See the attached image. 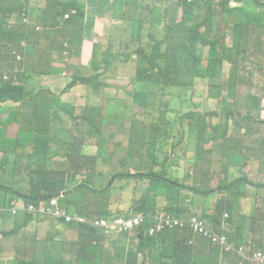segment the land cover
I'll use <instances>...</instances> for the list:
<instances>
[{
  "label": "trees",
  "instance_id": "obj_1",
  "mask_svg": "<svg viewBox=\"0 0 264 264\" xmlns=\"http://www.w3.org/2000/svg\"><path fill=\"white\" fill-rule=\"evenodd\" d=\"M243 1L247 0H62L64 9H58L55 17L63 16L64 11L70 10L75 13L77 22L67 29L63 22L56 20L51 25H41L33 34L46 37L53 29L67 30L65 37L70 41L66 44L65 59H77L80 65L74 79L60 95L69 94L72 88L75 92L71 99L35 110L38 117L28 125L37 132L34 138L41 136L44 143L43 147L32 153H29V142L19 124L0 127V165L11 164L17 171L18 164L27 157V167L32 168L28 172L29 178L22 180L30 183L29 192L16 189L13 181L0 184L2 203H10L15 196L22 197L27 203H37L63 193L60 203L65 204L69 211L92 216V208L99 207V216L108 217L119 214L107 213L100 206L101 200L96 197L103 193L111 194L115 178L149 180L156 187L155 201L149 204L145 196L136 212H160L156 199V196H160L166 203L163 211L185 219L192 216L207 219L218 232L227 235L235 247L224 251L206 237L197 238L189 229H167L150 235L148 225H144L132 233H113L114 238L110 239L106 235L107 229L70 225L79 234L75 244L59 246L43 238L41 233L30 252L23 243L24 235H20L8 252L1 248V264H55L65 254L75 259L65 260V264H148L145 253L140 255L139 252L145 246H149L148 251L152 252L159 242L162 243L159 252L161 264H237L241 258L238 251L243 245L264 249V212L255 205L248 212L242 208V201L251 198L247 185L264 194V141L261 137H254L262 136L260 127L264 125L260 101L264 97V1L251 0L254 11L245 6L232 5L233 2ZM7 5H12L10 10L4 8ZM23 7L26 8L25 13ZM0 13V46L9 60L11 45L26 40L31 15L27 0H0ZM5 13L14 15L17 21L15 26H7L9 22ZM48 13L47 8L40 15ZM157 27L160 29L154 31ZM218 29H225L228 33L222 36L216 32ZM43 31L46 34L41 35ZM103 38L111 39V45L105 50L100 44ZM87 41L92 43V52L87 53V63H84L81 57ZM131 61L134 73L128 77L127 63ZM226 65H229L228 74L225 72ZM84 69L87 76L81 79ZM45 73H52L45 65L32 68L26 83L34 84L37 77ZM255 75L260 77L253 82ZM206 77L208 81L203 82ZM113 80L120 83H112ZM13 84L14 78L4 81L1 93L15 91ZM132 84L135 86L133 91ZM164 87L171 88L183 100H194L196 106V109L181 110L178 116L180 125L174 135L155 132L150 134L148 141H135L130 136V142L137 146L130 147L129 155L120 160L122 169L115 171V178L106 187L86 186L79 203L77 191L82 184L79 185L77 173L69 174L73 179L65 174L52 180L44 179L55 172L46 169L45 164L51 167L67 154L73 159L69 160L71 163L79 161L78 173L92 164L87 178L92 176L91 170L96 169L100 160L106 163L112 158L109 141L115 135L109 138L101 135L102 132H110V127H113L109 123L102 124L106 123L104 117L113 112L111 108L118 104L121 97L127 96L143 104L150 92L153 91L156 96L157 91ZM203 87L209 90L204 92ZM23 89V86L19 87V90ZM238 97L251 114L245 117L250 123L244 127L237 125L240 137L231 145L229 141L232 142V138L228 140L230 130L237 113L241 111L236 103L230 104L229 99ZM26 99L23 91L8 94L0 100V113L5 114L6 101L15 100L21 104ZM102 99L106 101L105 105ZM208 104L211 109H199ZM151 108L153 112L168 111L167 105L162 102L151 103ZM221 116L222 121H215ZM7 117H10L9 112ZM85 124L90 125L87 130L82 129ZM113 128V132H117ZM171 136H174L173 139ZM88 139L96 140L97 153L87 151ZM164 139L167 143L172 142L171 149H165ZM189 141H192L195 151L190 162L193 166L203 162V174L207 175V180L216 182L211 190L221 192L211 206L215 193L193 185H181L179 179L168 175L169 167L173 165L172 159L177 155L175 150L179 147L180 152L182 145L186 148ZM158 144L161 150L157 149ZM135 153L140 156L139 160L134 157ZM145 153L146 160L142 158ZM78 155H82L83 160ZM215 159L227 162L212 169ZM255 163L260 165L261 173ZM132 167L135 172L130 170ZM97 176L101 178L103 174L98 172ZM187 191L204 198L203 202L198 203L201 205L191 207L184 202L183 198L189 196ZM7 196H10V200ZM43 203L46 207L51 206L50 202ZM198 211H201L200 215ZM256 212L261 216L258 217ZM225 213L229 214L228 218ZM92 231L97 236V242L87 237L88 232ZM133 233L140 240L137 249L130 247V235ZM249 235L252 239L250 243ZM113 245L116 250L110 248ZM7 254L18 258H7Z\"/></svg>",
  "mask_w": 264,
  "mask_h": 264
},
{
  "label": "rangeland",
  "instance_id": "obj_2",
  "mask_svg": "<svg viewBox=\"0 0 264 264\" xmlns=\"http://www.w3.org/2000/svg\"><path fill=\"white\" fill-rule=\"evenodd\" d=\"M71 2H76L77 0H70ZM264 1V0H263ZM232 5H238V6H245L247 9L254 11L255 6L252 4L251 0L243 1L240 3L233 2ZM102 13V11H100ZM181 15V12L180 14ZM84 17H87V15H84ZM151 22H149V27H151ZM152 28V27H151ZM160 29L159 27L155 28L154 31ZM67 32V30H66ZM49 33V32H48ZM47 33V34H48ZM46 34L44 31L41 33V35ZM163 35V32L161 33ZM41 37V40H44L45 36H38ZM35 40V36L33 38V41ZM39 41V42H40ZM115 51H118V49H115ZM89 52V51H88ZM23 53V52H22ZM135 58H133L132 61H134ZM129 62L127 63V73L128 77L133 76L134 69H133V63ZM132 63V64H131ZM225 72L228 74L229 72V65H226ZM247 75V74H246ZM87 76V71L84 69L81 72V79L85 78ZM260 75H255L253 78V82H255ZM73 79L68 78L65 82L58 81L56 79L53 80V84L58 88V90L63 89L67 86L68 83H70ZM112 83H120V81H115ZM208 78H204L203 82H207ZM125 83V82H124ZM133 85V84H132ZM246 87V85L243 87V89ZM135 89V86L133 85L132 91ZM209 90L208 87H203L202 91ZM75 89H71L70 93H74ZM173 92L171 88L164 87L162 89H159L156 93V96L154 95L153 91L149 93V95L146 97L148 100L145 101L143 104L136 103L132 97H121L118 104L112 107L113 112L111 115H107L104 118L106 119V123H102L103 125L107 124L109 120H112L114 123H112V126L117 129V132H113L114 128L110 127V132H102L101 135L105 138H109L110 135H115V138L109 141L110 151L112 152V158L106 162L103 163L102 160L99 161V163L96 166L95 170L92 171V176H89L88 178L85 176V173H82L79 176V185L82 184L80 187V190L77 191V202L79 203L83 199V189L87 186L93 185L94 187H106L110 180L114 177L115 178V171H118L122 169V165L120 160L127 157L129 155V148L133 147L135 148L137 144H132L130 142V136H132L135 141L145 140L148 141L150 139V134L159 132L163 135L168 134H175L177 131V128L180 125V122L178 120L179 114H181V110L184 109V111L189 109H196L195 103H193L194 100H183L178 97V95L173 92L172 96H169V94ZM69 93V94H70ZM67 94V96H69ZM240 96V95H239ZM104 105L106 104V101L103 99L101 100ZM159 104L162 102V104L167 105L168 111L166 113L161 112L159 113L157 110L154 112L151 108V103ZM217 105L219 107H222V104L215 100ZM229 103L233 104V99H229ZM238 107L240 109V113H237L236 121L234 126L230 130L229 139L232 138V142H230L231 145H234L237 139L240 137V129L237 125H241L242 127L249 125V121L245 119L246 115H249L246 113V105L245 103L238 97L237 101ZM210 108V105H204L199 107V109H205ZM223 120V117L216 118L215 121L220 122ZM120 121H128L130 124L129 126H123L120 124ZM258 128L260 126H257ZM145 128L147 129L146 132H144ZM263 134L262 136H254L255 139H258L261 137L262 141H264V125L260 127ZM167 130H169L167 132ZM172 131V133H171ZM24 135L28 142L32 140V137L34 136L33 127L25 124L23 129ZM112 132V133H111ZM174 136H171V139H173ZM95 139H88L87 140V147L88 152L97 151L96 147H90L92 142L95 146ZM165 142V149H171L172 142L169 141L168 143ZM159 142H162L161 140ZM183 150L180 152L178 151V148L175 150L176 154L175 157H173L172 162L173 165L169 167V176H172L174 178H177L181 181V185L189 186L193 185L196 186L202 190H209L210 193L214 194L211 198V203L214 204L218 198L221 196L220 190H211L213 188V185L216 184V182H211V180H207V175L203 174L202 170L205 166L203 162H199L196 166H193L190 162L191 155L195 154V151L192 146V141H189L188 146L185 148V145H182ZM158 150H161V145L158 144L157 146ZM164 153L165 151H161ZM173 152V151H172ZM94 153V152H93ZM90 155V154H88ZM172 155V154H171ZM79 158L83 160L82 155H78ZM134 157L138 160L140 159V156L135 153ZM144 160L147 159V153L144 154L142 157ZM66 161L73 160L70 155L68 157V154L65 155ZM132 157L129 158L131 160ZM83 162V161H82ZM227 162V160L222 159H215L213 161L212 169L213 168H219V166ZM14 167H11L6 172H3L0 174V176L4 175L5 173L12 177L14 174ZM255 169V167H252ZM132 172H135V169L132 167L130 169ZM168 171V168H167ZM100 172L103 174L101 178H98L97 173ZM69 179H73L72 176L69 177ZM74 183V181H73ZM114 189H112L111 194L109 193H103L101 196H97L96 198H99L101 200V207H104L107 210V213H116V214H127L130 212H135L139 206V202L143 200L145 196L148 198V203H152L155 201V193H156V187L150 184L149 180H140L137 178H124V179H118L115 178V181L113 183ZM247 193L251 195V198H247L246 200L242 201V208L245 212L253 210V205L256 207H259L262 212H264V201L260 200L261 190L258 191L254 187L247 185ZM109 189V188H108ZM107 189V190H108ZM183 198V201L188 203L191 207H195L199 202H203L204 198H202L199 194H193L189 193ZM157 199V208L160 211H163V208L166 206V203L161 200L160 196H156ZM264 199V194H263ZM23 201L21 202H15L19 203L21 205ZM99 207L92 208V211L90 213H93L91 217L99 216L98 214ZM199 215L201 214V211H198ZM258 217H260V213H255ZM198 216V215H197ZM264 218V213H263ZM42 225L39 222H30L28 226L25 227L23 235V243L26 247L29 248V251L32 250V245L34 244L36 238L43 232V229L41 228ZM50 229V228H48ZM71 235L74 239L78 238L75 236V233L73 231H70ZM112 233H121L122 231L116 229V228H109L108 230V237L110 239H113ZM87 237L95 239V242L98 241L96 234L92 232H88ZM17 238V237H16ZM16 238L6 240L3 242L4 252H8V250L15 245ZM130 241H132V244L130 247L137 249L138 244L140 243L139 238L137 237L136 233H133L130 235ZM113 250H116V247L113 245L110 247ZM149 246H145L144 250L140 251V255L145 253V259L148 261V264H161L162 257L159 255V252L162 248V243L159 242L157 245V248L149 252L148 251ZM18 258L17 256H9L7 254V258ZM220 257V256H219ZM74 258L66 255L64 256L63 260H73ZM75 260V259H74Z\"/></svg>",
  "mask_w": 264,
  "mask_h": 264
},
{
  "label": "crops",
  "instance_id": "obj_3",
  "mask_svg": "<svg viewBox=\"0 0 264 264\" xmlns=\"http://www.w3.org/2000/svg\"><path fill=\"white\" fill-rule=\"evenodd\" d=\"M61 1L62 0H27V5L29 6V12L31 15L29 25L30 29L27 32L25 40L26 45L22 49L23 60L21 62L7 60L4 53H2L3 49L0 46V100H3V98L10 93H17L19 91H23L24 96H27L25 102H22L21 104L16 102L15 100H8L5 102V107L7 108V110L3 111L5 114L0 113V127H12L14 124H19L23 130L25 124H31L38 117V114L35 111L36 109L39 110L49 105H53L59 101H66L68 99H71L72 97V93H70L69 96L60 95L61 91H63L67 86L61 90H58V88L53 84L54 79L63 82H65L68 78L74 79L77 69L80 65V63H77V59H71L69 61L65 59V50L70 41L65 37L66 30L53 29L49 31L46 38L42 41H40L41 37L33 34L39 26L41 27V25L45 23L51 25L56 20H60L67 27V29H69V27L75 21L77 22L75 13H72L69 18H63L62 16L55 17L58 9H64V7L61 5ZM11 7L12 5L4 6V8L7 10H10ZM47 8L49 9V13L41 16V12ZM22 11L25 13L26 8L23 7ZM5 14L7 16V21L14 16L12 13ZM34 28L35 30H33ZM31 30L33 32H31ZM216 32L222 36L228 33V31L225 29H218ZM34 36L35 40L33 41ZM100 44L103 45V50H105L108 45H111V39L103 38L101 39ZM88 51L92 52V43L89 41H87L84 46L81 62L83 61L84 63H87V53H89ZM42 65H45L46 69H50L52 73L39 75L37 77V81L34 84H27L26 79L29 71L32 68H41ZM5 74H8L10 78H14V84L12 86L16 87L15 91L1 93L2 84L5 81ZM17 74H19L18 78ZM20 86H23L24 89L19 90ZM233 101L237 104L238 98L233 99ZM260 101L263 106L264 119V97L261 98ZM7 112H9L10 117H7ZM246 113L251 115L247 111ZM108 123L112 124L114 122L112 120H109ZM120 124L123 126H129L130 123L128 121H120ZM89 126L90 125L85 124L82 126V129L87 130ZM33 131L34 136L32 137V139L37 134L34 129ZM43 143L44 142L41 136L34 138L32 141H30V143H28L29 153H32L37 148L43 147ZM92 145H94V143L91 144V147L97 148V146ZM93 152L97 153V151ZM27 164L28 158L26 157L22 162L18 164V166L16 167L17 171H14L12 177H9L5 173L4 175L0 176V181L2 183L13 181L14 187L16 189H21L24 192H29L30 183L22 181L29 178L28 172L32 170V168L27 167ZM254 165L261 173L260 165L258 163H255ZM78 166V160L71 163L69 160L66 161L65 156L63 155L53 166L50 167L49 164H45L46 169H53L55 170V172L53 174L45 176L44 179L52 180L59 178L64 174L65 176H69V174L71 173H77V175H79V173L77 172ZM11 167V164L7 166L0 165V174L6 172ZM262 175H264V173H262ZM7 198L10 199V196H7ZM18 198L19 197L15 196L12 199L18 201ZM262 198L263 194L261 193L260 200H262ZM0 204H2L1 200ZM30 222H39L42 225L41 228L43 229L42 237L48 239L56 245L70 246L78 240V238L74 239L70 232L73 231L75 233V236L78 237V232L76 230L70 228L69 226L65 225L60 220H57L55 218L35 215L28 216L23 213L14 216L10 213H5L2 218H0V231H10V233H6L4 236L0 234V253L2 252L1 248L3 247V242L23 235L25 227L28 226ZM36 242L37 238L32 247H34ZM66 255L69 254H65L64 256ZM64 256L55 264H65L63 260ZM2 261L3 257L0 255V264L2 263Z\"/></svg>",
  "mask_w": 264,
  "mask_h": 264
},
{
  "label": "built area",
  "instance_id": "obj_4",
  "mask_svg": "<svg viewBox=\"0 0 264 264\" xmlns=\"http://www.w3.org/2000/svg\"><path fill=\"white\" fill-rule=\"evenodd\" d=\"M13 54L18 60L22 58L17 49L13 50ZM5 78L8 79V75H6ZM50 203L51 206H49L48 210L53 217L65 219L66 222H88L85 217L72 215L66 209L60 207L58 198H52ZM30 208L32 209L33 206ZM15 209H18V206H16ZM225 217L228 218L229 214L225 213ZM94 221L107 230H109V228H116L123 233H132L144 225H148V232L150 235H155L167 229H189L197 238L206 237L210 239L212 243L220 245L222 250L228 251L235 247V244L230 242L227 235L218 232L210 221L195 216L185 219L177 217L166 211L154 213L141 211L130 213L126 216L116 215L108 218H96ZM244 247L246 246L243 245L238 251L241 255V258L238 260V264H264V249H253L250 246L245 249Z\"/></svg>",
  "mask_w": 264,
  "mask_h": 264
},
{
  "label": "clouds",
  "instance_id": "obj_5",
  "mask_svg": "<svg viewBox=\"0 0 264 264\" xmlns=\"http://www.w3.org/2000/svg\"><path fill=\"white\" fill-rule=\"evenodd\" d=\"M72 13H74V12H72V11L70 12L69 10H68V11H64V14H63L62 17H63V18H69V17L71 16ZM6 21H7V19H6ZM8 22H9V25H7V26H8L9 28H11V27H13V26H15V25L17 24V21H16V19L14 18V16H13L10 20H8ZM39 27H40V26H39ZM25 45H26V41H25V39L21 40L20 42H17L16 44H12V45H11V50H10V53H9V60H10V61H14V62H21V61L23 60L22 49H23V47H24ZM14 49H17V50L20 52V54H21V56H22V58H21L20 60H18L17 57L13 54V50H14ZM6 75H8V74H5V76H6ZM5 76H4L5 81L11 79L9 75H8V77H9L8 79H6ZM83 154H85V155H87V156H94L93 154L88 155L89 153H83ZM89 168H93V165L90 164V165H88L87 167L81 169L79 175H77L78 182H80V181H79V176H80L82 173H85V176L87 177V173H88V169H89ZM66 177L68 178L69 176H66ZM0 184H3V183L0 181ZM63 196H64L63 193L60 194V195H58V196H54V197H56V198L59 199V205H60V207L66 209V210H67L70 214H72V215H78V216L85 217V218L88 220V222H86V223H79V222H76V221L66 222L65 219H58V218L53 217V216L50 214L49 210H48L49 207H46V206L44 205L43 202H50V200H51L52 198H54V197H51L50 199H47V200H40V201L37 202V203H34V202H33V203H27V202L24 201V199H23L22 197H19V198H18V201L12 199V201H11L10 203H2V204H0V218H2V216H3L5 213H10V214H12V215H14V216H17V215L23 213V214H26V215H28V216H29V215H30V216H31V215H35V216H42V217H51V218H55V219H57V220H60L62 223H64L65 225H67V226H69V227H70V225H75V226H77V225H87V226H89V227L96 228V229H99V230H100V229H106V228L102 227L101 225L95 223L94 220H95L96 218H108V217H111V216H108V217H103V216L91 217V216L81 215V214H79V213H77V212H71V211H69V210L67 209V207L65 206V204L60 203V198H63ZM9 200H10V199H9ZM21 201H23V202L21 203V205H19V203H15V202H21ZM16 206H18V209H15ZM31 206H33L32 209L30 208ZM43 207H44V209H43ZM135 212H136V211H135ZM135 212H130V213H135ZM130 213H129V214H130ZM129 214H128V215H129ZM119 215H121V214H119ZM113 216H116V215H113ZM70 228L76 230V229L73 228V227H70ZM76 231H77V230H76ZM77 232H78V231H77ZM6 233H10V231H0V234H2L3 236H4ZM106 235H108V232L106 233ZM112 235H113V233H112ZM78 238H79V234H78ZM251 240H252V239H251V236L249 235V237H248V242L250 243ZM77 241H78V240H77ZM77 241H76V242H77ZM76 242H75V243H76ZM75 243H74V244H75ZM262 249H263V248H262ZM224 251H225V250H224ZM237 264H238V262H237Z\"/></svg>",
  "mask_w": 264,
  "mask_h": 264
}]
</instances>
